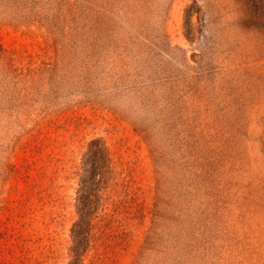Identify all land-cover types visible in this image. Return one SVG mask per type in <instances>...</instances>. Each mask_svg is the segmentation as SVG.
Masks as SVG:
<instances>
[{
  "label": "rangeland",
  "instance_id": "rangeland-1",
  "mask_svg": "<svg viewBox=\"0 0 264 264\" xmlns=\"http://www.w3.org/2000/svg\"><path fill=\"white\" fill-rule=\"evenodd\" d=\"M0 264H264V0H0Z\"/></svg>",
  "mask_w": 264,
  "mask_h": 264
},
{
  "label": "trees",
  "instance_id": "trees-1",
  "mask_svg": "<svg viewBox=\"0 0 264 264\" xmlns=\"http://www.w3.org/2000/svg\"><path fill=\"white\" fill-rule=\"evenodd\" d=\"M99 143H100L99 140H94L90 144L91 146H90L89 152L94 156H97L99 153H102L104 150L103 147H101ZM87 215L88 214L81 215L80 220L76 223V226H75V227H79V229L76 232V236H75L76 245L78 248L84 242L85 237H83V234L85 233L87 228L89 231L90 227H92V221L89 217L87 218ZM75 255H79V252L75 253Z\"/></svg>",
  "mask_w": 264,
  "mask_h": 264
}]
</instances>
